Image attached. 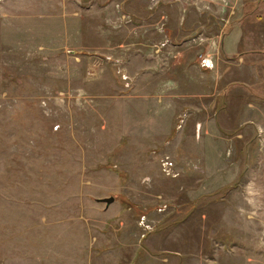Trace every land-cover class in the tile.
<instances>
[{
	"label": "rangeland",
	"instance_id": "obj_1",
	"mask_svg": "<svg viewBox=\"0 0 264 264\" xmlns=\"http://www.w3.org/2000/svg\"><path fill=\"white\" fill-rule=\"evenodd\" d=\"M248 1L0 0V264H264ZM234 21L244 58L221 49Z\"/></svg>",
	"mask_w": 264,
	"mask_h": 264
},
{
	"label": "crops",
	"instance_id": "obj_2",
	"mask_svg": "<svg viewBox=\"0 0 264 264\" xmlns=\"http://www.w3.org/2000/svg\"><path fill=\"white\" fill-rule=\"evenodd\" d=\"M259 4H261V3H259ZM259 4L256 5L257 7L255 6V8H253V10L256 9V8H257V10H259V8L261 7V5H259ZM253 10L249 11L248 14L251 13ZM260 12H264V11H259V13ZM263 16H264V14H263ZM256 17H259V16L257 15ZM242 25H243L242 23L240 24L238 21H234V23H232V25L230 27V30H229L228 34H226L224 36V38L222 39L221 49L228 56H234V55H237V54L240 55L239 53L241 52L242 54L239 57H243L244 58L245 55L247 57V54L251 50H253V49H248V48H243L242 50L240 49L241 48L240 47V43L243 44L242 40L244 39L243 38L244 32H243ZM171 36H172V34L169 35V37H171ZM244 42L246 44H248V46H249L250 39H246ZM182 46H183V43H182ZM175 47H179V44L175 45ZM179 50L180 49H178V50L174 49L173 52L174 51L176 52V51H179ZM259 50L264 51V49H262V48H260ZM176 54L178 56L181 55V53H178V52H176ZM184 55H186V54L184 53V50L182 49V65H180L181 63L179 64L180 65V69L178 71H176V74H172L171 75V73L173 71L166 73V76L168 78L167 81H170V82L172 81V77L178 75V78L176 79V81L173 80L174 81L173 86L176 87V88H179V91H180L179 94H180L181 97H185V86L187 85V82L184 83V86L182 85V81H183L182 78L184 77L185 79H187L188 67H190V69L191 68H195L194 62L192 60H188V59L183 58ZM192 56H193V54H191V58H193ZM186 89H187V86H186ZM172 112H173V110L171 112H169L168 114L170 115ZM175 112H176V110H175Z\"/></svg>",
	"mask_w": 264,
	"mask_h": 264
},
{
	"label": "built area",
	"instance_id": "obj_3",
	"mask_svg": "<svg viewBox=\"0 0 264 264\" xmlns=\"http://www.w3.org/2000/svg\"><path fill=\"white\" fill-rule=\"evenodd\" d=\"M198 58H199V63L202 66H205L206 67V66H210V65L212 66L213 65L212 58H211V56H209L208 53L207 54H204V55H200V56H198ZM146 227L148 229L150 228L149 225H146ZM144 233H145V231L142 232V235H144Z\"/></svg>",
	"mask_w": 264,
	"mask_h": 264
},
{
	"label": "trees",
	"instance_id": "obj_4",
	"mask_svg": "<svg viewBox=\"0 0 264 264\" xmlns=\"http://www.w3.org/2000/svg\"><path fill=\"white\" fill-rule=\"evenodd\" d=\"M245 2H249V1H248V0H245V1H244L243 6H244V7H247L248 4H246ZM251 2H253V1H251ZM261 2H264V0H254L252 6H251L250 8H248V9L244 10L243 12H244V13H248L249 11L253 10V8H255L256 5H258V4L261 3ZM249 3H250V2H249ZM234 56H237V55H234Z\"/></svg>",
	"mask_w": 264,
	"mask_h": 264
},
{
	"label": "water",
	"instance_id": "obj_5",
	"mask_svg": "<svg viewBox=\"0 0 264 264\" xmlns=\"http://www.w3.org/2000/svg\"><path fill=\"white\" fill-rule=\"evenodd\" d=\"M102 200L105 201L106 203H110L114 200V197L113 196L103 197Z\"/></svg>",
	"mask_w": 264,
	"mask_h": 264
}]
</instances>
